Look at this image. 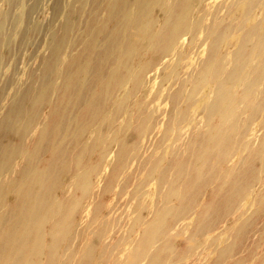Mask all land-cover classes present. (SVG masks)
Returning a JSON list of instances; mask_svg holds the SVG:
<instances>
[{
    "label": "bare ground",
    "instance_id": "6f19581e",
    "mask_svg": "<svg viewBox=\"0 0 264 264\" xmlns=\"http://www.w3.org/2000/svg\"><path fill=\"white\" fill-rule=\"evenodd\" d=\"M80 1L1 133L0 264H264V0Z\"/></svg>",
    "mask_w": 264,
    "mask_h": 264
},
{
    "label": "rangeland",
    "instance_id": "374dc122",
    "mask_svg": "<svg viewBox=\"0 0 264 264\" xmlns=\"http://www.w3.org/2000/svg\"><path fill=\"white\" fill-rule=\"evenodd\" d=\"M69 1L0 0V35L4 34V40L0 43V149L3 130L21 128L22 135L18 140L21 138L25 146L40 138L43 125L49 120L50 115L44 104L37 123L30 131L23 132L24 125L29 119L26 113L28 105L24 108L19 105L24 96L34 94L37 89L31 83V75L35 77L36 74L43 72L45 60L55 52L51 44L52 34L56 27L63 25V20L70 14ZM80 6L83 13L79 18L84 21L89 14V5L85 0L74 4L76 9ZM102 18H105V14H102ZM56 57L57 61L56 59V62L52 61L50 70L53 76L58 74L60 65L66 63L70 55L66 51L62 54L58 53ZM16 105L19 110L18 117L7 121V113ZM25 164L24 158L20 156L10 168L18 173L24 169ZM7 195V203L12 204L15 200L14 194Z\"/></svg>",
    "mask_w": 264,
    "mask_h": 264
}]
</instances>
